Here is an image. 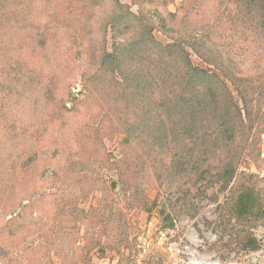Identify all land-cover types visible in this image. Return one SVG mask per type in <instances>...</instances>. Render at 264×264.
<instances>
[{
  "label": "trees",
  "instance_id": "obj_1",
  "mask_svg": "<svg viewBox=\"0 0 264 264\" xmlns=\"http://www.w3.org/2000/svg\"><path fill=\"white\" fill-rule=\"evenodd\" d=\"M129 1L0 0V138L12 149L20 142L26 147L33 138L17 118L18 111L12 112L5 88L43 92L44 105L51 106L48 112L54 116L68 110L51 102L62 84L74 108L97 97L102 107L83 138L104 149V127L111 121L122 136L119 158L105 150L98 159L87 160H98L99 171L115 172L117 181H109L108 189L129 193L130 166L152 155L148 160L162 168L156 170L158 180L164 174L169 182L194 188L206 181L234 180L224 203L227 218L242 228L244 249L255 250L251 230L264 218V181L239 170L254 159L251 147L264 134V0H181L174 13L166 10L174 0ZM181 13L179 19L185 22L205 21L197 34L176 29ZM155 32L167 42L158 41ZM10 34L37 38L54 51L66 46L79 57L89 39L98 36L97 63L92 70H82L81 90L71 96L74 84L69 77L63 81L37 60L2 50L1 42ZM189 50L206 68L192 63ZM19 154L22 166L26 157ZM8 166L7 159L1 160L0 188ZM111 214L105 218L88 211L82 222L88 227L98 219L100 236H107L105 223ZM19 219L11 217L0 228V264H37L28 256H15L8 246L26 228ZM85 233L89 235L87 228ZM125 242L121 244L127 246Z\"/></svg>",
  "mask_w": 264,
  "mask_h": 264
},
{
  "label": "rangeland",
  "instance_id": "obj_2",
  "mask_svg": "<svg viewBox=\"0 0 264 264\" xmlns=\"http://www.w3.org/2000/svg\"><path fill=\"white\" fill-rule=\"evenodd\" d=\"M118 1L130 5L129 0ZM180 2L174 0L167 12L174 13ZM207 11L209 15L211 6ZM181 15L175 25L183 34H197L205 23L192 18L185 22L179 19ZM154 35L167 42L161 33ZM1 43L2 50L37 60L48 74L62 80L69 77L74 84L71 96H77L80 73L94 68L100 40L90 38L80 57L75 49L57 46L54 51L32 37L10 34ZM189 52L194 65L206 68ZM60 87L53 91L51 102L64 104L68 110L55 116L48 112L51 106L44 105L43 92L23 94L5 88L12 112L18 111L17 118L33 136L26 147L20 142L17 149L0 138V163L3 159L9 163V174L0 188V228L11 217H19L26 227L9 245L3 238L15 249V256H28L37 264H264V218L251 230L257 241L253 251L244 249L242 228L227 218L224 203L234 180L228 184L206 181L197 188L169 182L164 174L158 180L156 170L162 168L148 160L152 155L130 166L127 176L133 186L129 193L124 195L119 187L108 189L109 181H117L115 172L99 171L98 160H87L98 159L105 150L119 158L122 136L111 121L104 127V149L83 138L103 102L90 98L86 105L74 108L67 100V89L61 90L64 84ZM261 127L264 130V124ZM251 148L254 159L241 164L239 171L264 181V134ZM21 151L26 157L22 166ZM88 211L105 218L112 212L105 223L110 231L107 236H100L98 219L84 225L82 214ZM123 239L127 246L121 244Z\"/></svg>",
  "mask_w": 264,
  "mask_h": 264
}]
</instances>
